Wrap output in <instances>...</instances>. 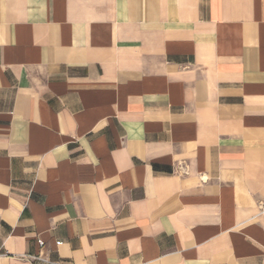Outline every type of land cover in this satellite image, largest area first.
<instances>
[{
	"label": "crops",
	"instance_id": "obj_1",
	"mask_svg": "<svg viewBox=\"0 0 264 264\" xmlns=\"http://www.w3.org/2000/svg\"><path fill=\"white\" fill-rule=\"evenodd\" d=\"M0 264H264V0H0Z\"/></svg>",
	"mask_w": 264,
	"mask_h": 264
},
{
	"label": "built area",
	"instance_id": "obj_2",
	"mask_svg": "<svg viewBox=\"0 0 264 264\" xmlns=\"http://www.w3.org/2000/svg\"><path fill=\"white\" fill-rule=\"evenodd\" d=\"M56 245L58 246L59 245V242L56 243ZM38 246L39 247H43L44 246V243L42 241H38Z\"/></svg>",
	"mask_w": 264,
	"mask_h": 264
}]
</instances>
